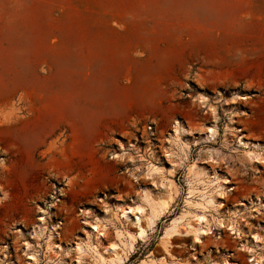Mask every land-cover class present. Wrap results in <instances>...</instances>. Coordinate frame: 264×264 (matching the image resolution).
Here are the masks:
<instances>
[{"label":"rangeland","instance_id":"obj_1","mask_svg":"<svg viewBox=\"0 0 264 264\" xmlns=\"http://www.w3.org/2000/svg\"><path fill=\"white\" fill-rule=\"evenodd\" d=\"M175 121L191 133L170 162ZM136 144L94 191L97 154ZM146 160L162 173L134 177ZM42 209L59 227L37 239ZM254 235L264 258V0H0V264H251Z\"/></svg>","mask_w":264,"mask_h":264},{"label":"bare ground","instance_id":"obj_2","mask_svg":"<svg viewBox=\"0 0 264 264\" xmlns=\"http://www.w3.org/2000/svg\"><path fill=\"white\" fill-rule=\"evenodd\" d=\"M198 100L200 102L205 103L209 100V98H207L204 95H200L198 97ZM209 109L212 110L211 113L214 115L215 110L211 109V107H209ZM216 118L217 117L215 115L214 119L211 121V123L208 126H205L204 130L201 132L202 138L207 142H211V141L215 140V138L219 134L218 121ZM231 129L237 134L236 136H237L238 142L240 144H242L244 146H248L249 143H251V142H249V140L245 139L244 135L242 134L241 129H239L236 126H232ZM190 133H191L190 127H188L186 124H184L180 121H175L173 128L167 137L168 146H167V149L165 150L164 158L171 162L172 156L175 153L174 152L175 148H179V150L185 155L189 145L183 140V138L187 137ZM121 147H119V150H125L126 149L124 146H121ZM207 153H208L207 160L210 159L213 162L214 161L216 162L217 161L216 158H219V157H217V155H218L217 152H215L214 150H208ZM121 155H122V153L121 154L118 153L113 158H119ZM250 156H252V155H250ZM173 166H174V164L171 165V169ZM162 169L160 166H157L156 164L152 163L151 161L146 160L143 164V169H141V166H137L135 168L133 176L136 177L139 174L140 175L143 174L144 177L149 178V177L153 176L154 174L162 173ZM189 170L194 175L198 174L201 171V170H199V166L196 163L192 164L190 166ZM147 196H148V193L145 192V198ZM168 204H169L168 199H160L159 201L157 200L156 202L155 201L152 202V204L150 206L151 207L150 220L159 216L163 211H165L167 209V207L169 206ZM119 207L121 208L122 215L125 217H130L131 215H135V214H138L139 212H142L141 206L130 207V206H127L126 204H120ZM41 211L44 214V216H42L38 220L37 224L34 225L33 230L31 232V236L33 238L40 239L45 234H47V237L51 238L54 235V233L56 232V230L58 229L59 225L55 224L51 227L46 226L45 222H46V218L49 214V210L42 209ZM176 225H177L176 222H173L171 224L170 228L166 231V235L168 237L176 232V230H177ZM98 230H99L98 223L92 224L91 231L97 232ZM189 231H192L194 233L196 240H199V237L202 234H204L205 228L202 225H198V226H195L194 228H190ZM251 241H252L251 245L246 247L248 252L250 253V258H249L250 263L251 264H264V258L260 255V252L258 251V249L260 247L258 236L254 235L252 237ZM167 242H168V240H167ZM245 244L246 243L243 242L241 245L245 247L246 246ZM47 247H49V249H51L54 252L59 251V248H60L59 245H56V244L55 245L48 244ZM26 248H27V250H29L31 248V244L26 243ZM30 256L32 258H35L34 254H30ZM143 264H146V263H143Z\"/></svg>","mask_w":264,"mask_h":264},{"label":"crops","instance_id":"obj_3","mask_svg":"<svg viewBox=\"0 0 264 264\" xmlns=\"http://www.w3.org/2000/svg\"><path fill=\"white\" fill-rule=\"evenodd\" d=\"M119 107V105H118ZM111 108V107H110ZM108 108V105L105 106V109L107 110L104 114V116H111L113 120H116L117 123L122 124L128 121V115L121 106L120 108H114L113 111ZM136 148H126L125 150H120V154L122 153V156L119 159L116 158H107L104 161L101 159L102 154L99 152L97 154V160H100V165L104 167L102 173L100 175H95L93 180L95 181V190H98L104 186H107L108 184H114V182L118 179L119 173L117 169L119 168L120 163L125 160L132 157V159H137L138 153L136 150L139 148V146L136 144ZM109 183H108V182Z\"/></svg>","mask_w":264,"mask_h":264}]
</instances>
